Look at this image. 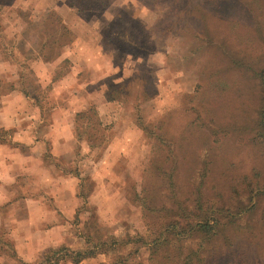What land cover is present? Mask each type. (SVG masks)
<instances>
[{"label":"rangeland","instance_id":"obj_1","mask_svg":"<svg viewBox=\"0 0 264 264\" xmlns=\"http://www.w3.org/2000/svg\"><path fill=\"white\" fill-rule=\"evenodd\" d=\"M0 51L2 87L38 107L40 129L67 134L55 145L68 159L33 147L78 196L37 197L69 233L35 245L14 186L0 201L1 264L83 244L96 252L83 264H179L199 248L192 264H264V0H0ZM22 130L0 129L2 144L25 151ZM215 210L214 238L171 232L152 249L169 222Z\"/></svg>","mask_w":264,"mask_h":264},{"label":"crops","instance_id":"obj_2","mask_svg":"<svg viewBox=\"0 0 264 264\" xmlns=\"http://www.w3.org/2000/svg\"><path fill=\"white\" fill-rule=\"evenodd\" d=\"M6 68V58L3 57L0 51V77L7 75ZM8 85L9 88H5V85L2 87L0 84V91H2L0 93V129L25 128L19 136L15 134L14 138H19V142L25 143L27 147L25 151L16 147H8L2 144L3 141L0 139V201L7 199L8 194L13 195L14 192L12 191H14V186L22 185L24 194L22 197L17 198V201H19V204L25 205L27 209L24 210V213L18 214V218L25 221L22 226L24 230L21 235L32 237L30 239L35 245L41 244L44 246V244H48L55 247L61 240L63 241L62 243L68 241L65 237V234L69 233V228L66 226L67 221L63 220L65 216L59 215V213L57 215L49 210L46 213L40 212L38 209L39 206L36 205L40 201L36 199L39 195L44 194L47 199H55L57 202L63 201L68 204L72 201H78V196L74 195L72 197L71 195V173H67L63 169H55L53 166L54 163L49 165L50 163H47L48 158H50L48 156L49 151L47 149L41 151L33 146L36 143H40L41 140L42 143L44 142L43 140H46V143L49 142L50 152L63 159H68L72 148L68 146L62 150V148L59 149L56 147L55 140L57 139L60 144V139L67 138V134L62 132L59 126L57 129L49 131L50 127L54 124H51V126L48 125L46 129H40L38 124V107L26 98L17 86L11 83ZM28 114L32 115L29 116ZM56 117L54 116L55 123L60 124V119ZM24 122L27 124L25 125ZM68 129L69 125L67 127ZM71 153L73 154V152ZM57 179H59L60 183L55 184ZM77 186L78 184L75 187ZM28 187L33 189L32 192H28L25 189ZM62 212L66 215V218L69 217V211L67 213L66 209H63ZM5 217L7 216L5 215ZM5 217L0 216V228ZM59 218H62V220L56 222ZM28 223L29 225L27 226L26 224ZM74 246L71 245L70 247ZM76 247L77 250H84V244L82 246L77 245ZM86 260L78 264H83Z\"/></svg>","mask_w":264,"mask_h":264},{"label":"trees","instance_id":"obj_3","mask_svg":"<svg viewBox=\"0 0 264 264\" xmlns=\"http://www.w3.org/2000/svg\"><path fill=\"white\" fill-rule=\"evenodd\" d=\"M260 77L261 84L264 87V73ZM261 117L263 122L262 125L264 126V108L262 109ZM0 139H2L1 135ZM198 218L200 219V221H195L193 222V224L181 227H179L180 224L178 221L169 222V224L165 226V230L152 241V249L154 250V252H157L162 246L168 245V243H170L171 238H169V235H167V233L171 232L178 237L185 236V234H200L199 236L201 237V239L203 238V240L206 238L208 240L214 238V236H216V234L218 233L220 227V220L217 217L216 210L214 212V216H201L200 214H198ZM199 253L200 248L191 251L189 254L186 253L184 255H181L179 258V264H192L194 261L193 256L196 255L199 257ZM94 256H96V252L92 248H88L85 250H71L68 247H57L50 248L43 254L42 259L35 263L26 262L24 260H20L19 262L20 264H61L62 261L72 260L75 263H80L81 261L92 258Z\"/></svg>","mask_w":264,"mask_h":264}]
</instances>
